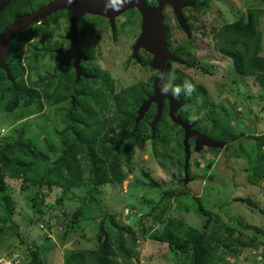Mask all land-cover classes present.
Instances as JSON below:
<instances>
[{"label":"trees","instance_id":"obj_1","mask_svg":"<svg viewBox=\"0 0 264 264\" xmlns=\"http://www.w3.org/2000/svg\"><path fill=\"white\" fill-rule=\"evenodd\" d=\"M50 1L52 0H11L0 11V30L17 16L33 12ZM206 2L205 4L194 2L196 9L206 11L210 3L208 0ZM62 12V10L54 12L19 33L12 41L11 55L7 61L9 75L5 69L0 68V101L7 99L5 104L7 111L14 112L16 118L23 119L42 113L48 104L55 107L56 115L60 116L64 124L62 128L56 125L47 131L45 128L43 136L40 133L28 138L26 129L22 128L16 130L15 137L0 140V204L7 214V220L11 223L14 203L8 192V189H12L9 180L20 183L22 189L36 187L38 190L36 189V194L31 197L36 214L31 221L40 224L42 229H48L46 233L48 239L56 233L66 239L68 227L74 225L84 211L80 208L72 220H60L59 225L64 228L54 229L52 216L47 211L43 213L40 207L42 199L46 196V188L53 190L55 187H61L64 191H73L77 188L81 191V198L87 203L96 199L102 185L113 182L122 184L132 172V162L139 141L150 140L155 149L158 147L171 156L174 153L176 158L174 159L179 160L178 167L181 169L185 168L186 157L184 129L169 116L168 106L161 121L157 123L155 133L151 125L155 106L150 107L144 116L137 120L138 107L153 92V74L149 76L148 81L138 80L115 91L120 82L114 80L108 72H101L90 65L95 47L85 46V36L88 29L103 26L105 17L86 15L78 24L79 48L87 54V59L81 61L80 65L90 76L78 77L75 70L70 72L68 65H72L74 58L69 49L67 52V49L58 43L53 44L52 40L40 46L31 42L39 35L48 33L53 23L59 22ZM260 12L256 7H251L246 19L226 23L222 27L223 42L216 46L221 55L215 54L216 56L214 51L203 55L208 49L202 40L205 36L203 38L193 36L184 39L186 42L181 40L180 48H175L169 36L170 26L167 27V49L171 54L182 58L180 63L170 66L164 78V84L174 91L181 102L178 112L199 131L214 140L224 142L228 148L238 142L245 132L236 130L233 124L234 115L230 109L216 103L210 97L208 88L199 80L204 76L211 81L219 75L216 69L218 58H222V62L230 58L240 75H257L258 79L264 77V56L260 54L263 48V34L259 29ZM68 29V35L61 38L71 37V18ZM219 29L213 27V30ZM118 33L116 30L114 35L117 36ZM28 43L32 46V51L26 57V63L23 60V48ZM46 56L60 58L56 71L37 79L30 76V79H27V75L34 69V62ZM149 62L150 56L147 64ZM133 63L135 64V61ZM149 66L154 70L151 65ZM193 107L197 108L196 111H205L203 116L207 118L206 122L199 116L191 119L192 114L188 113V110ZM108 111L111 112L109 116L106 115ZM44 116L49 118L45 113ZM255 138L257 144L252 152L256 151V155L246 153L242 145L241 154L249 161L248 181L259 185L264 177V135H257ZM175 139H178V145L171 144ZM178 153L182 154L177 157ZM196 162L198 163L197 160ZM191 164L192 161L189 159L187 175L181 180L183 183L190 179ZM188 192L180 186L178 194ZM174 194L176 190L173 189L163 193L158 204L149 213V220L152 216L156 220L155 212L161 201ZM194 198L199 203L198 213L206 217L203 227L198 228L184 220L171 218L163 228L155 229L150 236L153 240L168 245L174 253L189 256L190 264H227L228 255L240 252L233 238L235 227L226 226L219 214H214L201 203L200 196ZM233 200L260 208L259 203L249 196L234 197ZM260 210L264 213V209ZM164 211L165 208L159 215ZM116 217L113 213L108 216V221L104 219L101 222L98 247L68 251L65 264H116L115 244L120 245L125 258L132 257L131 250L127 249V243L136 241V232L132 226H121ZM145 219L142 217L139 221L142 233L147 230ZM108 222L111 228L107 227ZM113 225L119 226L118 232ZM20 241L25 243L21 238ZM254 242L255 237L251 243ZM27 254L29 257L27 264H45L42 250L36 245H27Z\"/></svg>","mask_w":264,"mask_h":264},{"label":"rangeland","instance_id":"obj_2","mask_svg":"<svg viewBox=\"0 0 264 264\" xmlns=\"http://www.w3.org/2000/svg\"><path fill=\"white\" fill-rule=\"evenodd\" d=\"M196 1L207 3V0ZM208 2H210L209 8L206 11L197 10L196 13H190L192 31H188V35L178 32V36L182 35L179 39L183 41L190 39L194 33L205 28L206 35L202 40L208 49L203 55L210 51H214V56L221 55L216 46L223 42L222 27L226 23L246 19L249 8L256 7L261 11L258 14L259 29L263 34V48L260 54L264 56V0H208ZM168 15L169 23L174 25V15L171 11ZM124 18L121 17L120 20ZM69 19V13L62 12L59 22L53 23L48 33L39 35L31 42L40 46L52 40L53 44L58 43L62 48L68 47L69 39H63L61 36L68 35L66 26L69 25ZM109 21L105 19L103 26L95 30L88 29L85 46L95 47L94 58L90 65L96 66L95 68L101 72H108L114 80L119 81L120 85L115 89L118 91L136 82L138 76L147 78L152 73L139 69L132 62L126 65L132 47L142 34L138 37V31L128 33L121 31L117 36H113V23ZM213 27L220 29L213 30ZM217 42L219 44H216ZM31 51L32 46L26 44L23 48V60L26 63V57ZM59 60V57L49 56L38 59L34 62V69L27 75V79L30 77L37 79L54 73ZM68 69L70 72L74 70L72 65H68ZM216 69L219 73L216 78L210 81L202 76L199 82L208 88L210 97L216 103L230 109L234 115L233 124L236 130L245 132L238 142L233 143L229 148L222 146L216 149L209 148L201 157H191L190 179L187 183L181 181L187 175V170L178 167L179 160H175V154L171 156L158 147L155 149L153 143L148 140L138 142L132 162V172L122 184L113 182L102 185L99 188L100 194L88 203L81 198V191L77 188L73 191H64L61 187H55L53 190L46 188V196L42 199L40 207L43 213L47 211L52 216L54 229L64 228L59 225L60 220H72L80 208L84 211L79 216V220L68 227L69 233L66 239L59 233L48 239L46 235L48 229H42L40 224L31 221L36 214L31 197L36 194L37 188L31 186L22 189L20 183L9 180L12 189H8V192L14 202L13 213L9 223L3 205L0 204V256L19 252L23 256L22 264H27L29 260L27 245H36L42 250L45 264H65L68 251L98 247L100 224L104 219L108 221V216L114 213L117 216L116 221L121 226H132L136 232V241L127 243V249L131 250L132 257L125 258L120 245L115 244L116 264H190L189 256L174 253L168 245L153 240L150 235L155 229L163 228L171 218L184 220L198 228L203 227L206 217L198 213L199 203L194 198L200 196L201 203L214 214H219L226 226L235 227L233 238L240 252L228 255L227 264H264V213L260 210V208L264 209V177L259 185L250 183L247 179L249 161L241 154L242 145L246 153L256 155V151L252 152L257 144L255 137L264 135V77L258 79L257 75H240L230 58L226 62L218 58ZM84 75L90 76L89 73ZM6 101L7 99L0 101V140L15 137L17 129L25 128L26 137L29 138L40 133L41 136L45 135L43 132L45 128L47 131L54 125L58 128L64 126L60 116L55 113V107L46 104L42 113L18 119L14 112L5 109ZM196 110L197 108L194 107L188 110V113L192 114L191 119L199 116L206 122L207 118L203 116L205 111ZM44 113L49 115V118L45 117ZM110 113L108 111L106 115L109 116ZM172 133L174 134L175 131ZM175 140L171 144L178 145V139ZM181 154L178 153L176 156L179 157ZM180 186L181 189L189 192L178 194ZM170 189L176 190V194L165 197L155 212L156 220L153 216L149 220L152 208L158 204L163 193ZM239 196L253 198L259 203L260 208L233 200L234 197ZM164 208L163 214L159 215ZM142 217L146 218L145 233L140 229L139 221ZM106 224L111 228L109 222ZM118 228L119 226L115 228L116 232L119 231ZM254 237L255 242L251 243ZM20 238L25 243H21Z\"/></svg>","mask_w":264,"mask_h":264},{"label":"water","instance_id":"obj_3","mask_svg":"<svg viewBox=\"0 0 264 264\" xmlns=\"http://www.w3.org/2000/svg\"><path fill=\"white\" fill-rule=\"evenodd\" d=\"M11 0H0V11ZM159 4L156 6H150L145 0H52L51 2L39 7L37 10L25 15L17 16L13 22L5 27L0 33V68L5 69L9 75V68L7 60L9 59L11 46L13 39L21 33L24 29L29 27L32 23L44 19L48 15L57 12L61 9H70L73 12L72 15V35L71 45L69 52H73L76 61L75 69L78 77L83 74L80 62L82 55L79 53L78 48V24L86 13H95L100 15H106L114 21L116 14L123 12L127 8L137 7L143 15V32L139 40L136 43L135 49L138 47H144L153 54L152 66L158 70L154 83V94H151L147 100H145L139 110L137 120H140L148 111L151 104L156 102L158 105V111L154 117L152 127L153 133H155L157 123L160 121L163 113L162 102L165 97L170 99V116L178 124L185 129V169L187 170V164L190 158L188 140L192 137L196 141V156L199 155L201 149L205 145L207 146H223L224 142L214 140L205 133H202L192 127L189 121L183 120L178 112L181 102L178 101L177 96L173 90L165 88L163 86V77L170 68L168 59H172V55L167 52V27L164 23L163 7L165 4H171L176 12V15L183 28L188 29L186 19L182 12V6L187 5L189 1L184 0H158Z\"/></svg>","mask_w":264,"mask_h":264},{"label":"flooded vegetation","instance_id":"obj_4","mask_svg":"<svg viewBox=\"0 0 264 264\" xmlns=\"http://www.w3.org/2000/svg\"><path fill=\"white\" fill-rule=\"evenodd\" d=\"M150 6H156V5H158L159 4V1L158 0H145ZM184 1H189V3H187V5H183L182 6V12H183V15H184V17H185V19H186V24H187V27H188V29H185V28H183L182 27V25H181V23H180V21H179V19H178V17H177V15H176V12H175V9H174V7L171 5V4H165L164 5V7H163V14H164V16H165V18H164V23H165V25H166V27H168V26H170L169 27V31H170V33H169V36H170V38H171V41H172V43H173V46L175 47V48H180V46H181V39H179V37L180 36H182V35H179L178 36V32L181 34V33H183V34H185V35H188V31L189 32H191L192 31V18H191V15H190V13H196L197 12V9H196V5L194 4V2L196 3V0H184ZM197 2H199V1H197ZM193 3V4H192ZM201 3H205V2H201ZM198 4V3H197ZM45 5V4H44ZM62 11L63 12H68L69 13V17L71 18L72 17V15H73V12L70 10V9H67V8H65V9H62ZM172 12V14L174 15V22H175V24L174 25H172V24H170L169 23V21H168V13L169 12ZM188 11H189V14H188ZM90 16V17H96V15H99V16H102V17H105L106 18V20L108 21V22H110L109 20L110 19H108V17L107 16H105V15H100V14H94V13H86L84 16H83V18L85 17V16ZM121 17H125L122 21L120 20L121 19ZM82 18V19H83ZM72 19V18H71ZM81 19V20H82ZM13 22V21H12ZM11 22V23H12ZM10 23V24H11ZM9 24V25H10ZM34 23H32V25H33ZM71 25H72V20H71ZM8 26V25H7ZM7 26H5V27H7ZM4 27V28H5ZM98 27H100V26H98ZM3 28V29H4ZM2 29V30H3ZM66 29H67V31L69 30L68 29V25L66 26ZM95 29H97L96 27L93 29V30H95ZM2 30H0V33L2 32ZM116 30H118L119 31V33L121 32V31H123V32H129V31H138L137 32V34H138V37H139V35L140 34H142V32H143V15H142V13H141V11L137 8V7H131V8H127V9H125L123 12H121V13H118V14H116L115 15V17H114V21H113V36H115L114 34H115V31ZM177 31V36H175V32ZM118 33V34H119ZM198 34H201L200 36L201 37H203V36H205L206 35V33H205V28H201L199 31H198V33H194L193 34V36H198ZM192 36V37H193ZM191 37V38H192ZM15 39V38H14ZM69 41H70V43H69V45H68V47H66L65 49H67V52H68V49L70 48V45H71V37L69 38ZM136 43H137V40H136V42H135V45L132 47V52L130 53V57L129 58H131L132 60H129V58L127 59V61H126V65L129 63V64H131V62L133 63L134 61H135V65H137L138 67H139V69H142V70H147V71H151V73L154 75V78H153V81H152V84H153V92H152V94H154V83H155V79H156V75H157V73H158V70L156 69V68H154L153 66H152V60H153V54L150 52V51H148L146 48H144V47H138L137 49H135V46H136ZM172 46V47H173ZM11 48H12V46H11ZM78 48H79V41H78ZM140 48V49H139ZM174 48V49H175ZM167 52L169 53V54H171V52L170 51H168V49H167ZM79 53L82 55V59H81V61H84V60H86L87 59V54L84 52V51H81L80 50V48H79ZM71 54L73 55V58H74V60L72 61V65H73V68H74V70L76 71V69H75V65H74V63H75V61H76V57H75V55H74V53L73 52H71ZM10 55H11V52H10ZM172 55V59H168L167 61H169V65L171 66V65H173L174 63H180V61H181V57H178V56H176L175 54H171ZM196 55H197V52H196ZM149 56H150V62H149V64H147V60H148V58H149ZM10 57V56H9ZM8 61V60H7ZM81 64V63H80ZM149 65H151L153 68H154V70H152V69H150V66ZM96 67V66H95ZM82 71H83V74L82 75H84V74H87L88 75V73L83 69V67H82ZM76 73H77V71H76ZM152 74H150V76L152 75ZM90 75V74H89ZM166 75V74H165ZM165 75H164V77H163V86L165 87V88H168V89H171L170 87H167L165 84H164V78H165ZM78 76V75H77ZM85 76V75H84ZM139 77V79L138 80H142V79H146L147 81L149 80V77H147V78H140V76H138ZM137 80V81H138ZM126 87V86H125ZM172 90V89H171ZM174 92V91H173ZM151 95V94H150ZM178 99V98H177ZM178 101H179V99H178ZM180 102V101H179ZM152 106H155V114H154V116H153V118H152V122H151V125H152V123H153V120H154V117H155V115H156V113H157V111H158V105H157V103L156 102H153L152 104H151V106L150 107H152ZM162 106H163V114H164V110L166 109V106H168V114H169V116H170V99L169 98H167V97H165L164 99H163V102H162ZM140 108V106L138 107V109ZM146 113V112H145ZM180 114V113H179ZM180 116H181V118L183 119V117H182V115L180 114ZM171 117V116H170ZM161 119H162V117H161ZM161 119H160V121H161ZM184 120V119H183ZM178 124V123H177ZM192 124V127L194 128V129H196V130H198L196 127H194V124L193 123H191ZM180 125V124H179ZM181 126V125H180ZM183 129H184V127L183 126H181ZM199 131V130H198ZM185 129H184V136H183V143H184V138H185ZM189 142H191V144H189V151H190V157H194V158H196V154H197V152H196V146H197V144H196V141L192 138V137H190L189 138V140H188V143ZM226 146V144H224V146H223V148H226L225 147ZM209 148H215L216 149V147H210V146H207V145H205L204 147H203V149L201 150V154L200 155H198V156H202V153H204V152H207V149H209ZM192 149H193V151H192ZM184 150H185V148H184ZM206 150V151H205ZM185 152H186V150H185ZM191 159V158H190Z\"/></svg>","mask_w":264,"mask_h":264},{"label":"built area","instance_id":"obj_5","mask_svg":"<svg viewBox=\"0 0 264 264\" xmlns=\"http://www.w3.org/2000/svg\"><path fill=\"white\" fill-rule=\"evenodd\" d=\"M22 256L15 252L6 256L0 257V264H22Z\"/></svg>","mask_w":264,"mask_h":264},{"label":"clouds","instance_id":"obj_6","mask_svg":"<svg viewBox=\"0 0 264 264\" xmlns=\"http://www.w3.org/2000/svg\"><path fill=\"white\" fill-rule=\"evenodd\" d=\"M51 2V1H50ZM49 3V2H48ZM44 6V5H43ZM62 10V9H61ZM59 11V10H58ZM72 18V17H71ZM162 115H163V113H162ZM175 122V121H174ZM176 123V122H175ZM190 123V122H189ZM201 132V131H200ZM220 141V140H219ZM224 146V145H223ZM222 146V147H223ZM210 147H214V146H210ZM202 150V149H201ZM201 150H200V152H201ZM197 152V151H196ZM200 152H198L199 153V155L201 154ZM191 156V155H190ZM186 158V157H185ZM191 158V157H190ZM189 158V159H190ZM196 158H198V156H196ZM186 162V161H185ZM13 253H15V252H13ZM17 253H19V252H17ZM12 254V253H11ZM21 256H22V254L21 253H19ZM9 255V254H8ZM2 256H6V255H2ZM1 257V256H0ZM22 258H23V256H22Z\"/></svg>","mask_w":264,"mask_h":264}]
</instances>
